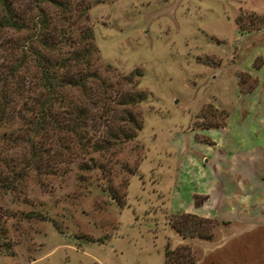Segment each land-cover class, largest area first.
<instances>
[{
	"label": "rangeland",
	"instance_id": "obj_1",
	"mask_svg": "<svg viewBox=\"0 0 264 264\" xmlns=\"http://www.w3.org/2000/svg\"><path fill=\"white\" fill-rule=\"evenodd\" d=\"M54 1L0 0V15L4 2L23 23L19 31L0 26V75L43 16L69 34L63 52L85 42L95 48L89 61L99 79L88 84L93 92L107 85L111 99L105 117L88 107L91 137L113 130L115 101L134 93L140 99L125 106L140 128L91 152L96 165L88 169L77 165L86 155L65 161L54 149L29 164L25 138L35 111L28 106L41 90L25 58L20 87L13 76L0 89V264H163L164 250L180 245L190 264H264L256 182L226 219L216 194L234 185L236 156L250 155L249 171L264 180V0ZM85 31L91 36L81 41ZM64 93L82 101L74 88ZM202 204L204 215L192 211ZM193 223L204 238L180 235Z\"/></svg>",
	"mask_w": 264,
	"mask_h": 264
},
{
	"label": "trees",
	"instance_id": "obj_2",
	"mask_svg": "<svg viewBox=\"0 0 264 264\" xmlns=\"http://www.w3.org/2000/svg\"><path fill=\"white\" fill-rule=\"evenodd\" d=\"M51 2L58 4L54 0ZM2 5V13L0 15V26H12L15 30L22 29V22L18 19V14L4 2ZM43 16H40L31 26L32 34L27 37L24 44H21V56L13 65L9 66L4 74L0 75L1 86L7 88L9 80L15 77V89L20 86L18 84L17 75L23 65L25 58L31 59L35 87L41 91L37 96L33 95L34 119L29 120L27 126V136L25 141L28 146V162L29 164H39L40 157L52 149L51 155L55 154L58 159L65 161L71 160L72 154L86 155L85 161L78 163V167L88 169L94 165L93 156L90 153H99V151L107 150L110 145L116 146L122 142L132 139L140 125L133 113L126 108L125 104L135 103L140 99L138 93L119 97L115 104L119 107V122L113 124V130H109L106 137L94 139L89 132V123H87L88 107L98 106V116L105 117L108 112V101L110 94L107 85H101L93 92L94 88L89 86V82L98 80L96 72L90 68L89 57L93 54L95 48L92 43L85 42L78 49H72L67 52L61 50L60 45L70 38L69 34L64 32L63 27H53L48 25ZM264 25V23L262 24ZM90 32L85 31L80 35V40L89 39ZM79 40V41H80ZM69 52V55H68ZM66 53V55H64ZM108 69L107 65H104ZM17 82V83H16ZM109 86V85H108ZM76 89V93L81 102L68 98V94L72 89ZM68 89V90H67ZM4 95H2V98ZM53 102H56L60 109H52ZM27 107V108H28ZM3 111V104L0 103V114ZM108 120V119H107ZM41 134V135H39ZM39 137L42 139L40 141ZM115 200V198H114ZM116 201V200H115ZM192 218H197L195 214H189ZM202 219V218H201ZM195 225V227H194ZM197 224L188 226L190 234L181 233L182 237H191L192 231L200 238H204L202 229L197 230ZM178 232V230H176ZM163 264L173 263L187 264L191 263L188 247L180 245L173 250H164ZM184 262H179L181 259Z\"/></svg>",
	"mask_w": 264,
	"mask_h": 264
},
{
	"label": "crops",
	"instance_id": "obj_3",
	"mask_svg": "<svg viewBox=\"0 0 264 264\" xmlns=\"http://www.w3.org/2000/svg\"><path fill=\"white\" fill-rule=\"evenodd\" d=\"M258 155L260 156L259 162H258V165H259L258 171L260 173L264 170V151H262L261 149V151L258 152ZM240 156L235 157L237 158L236 169L233 170L232 172L230 170L227 171L228 173L230 171L228 179H230V182H233L234 185L232 187L236 188V190L233 189L232 191H229L232 189L231 187L228 191H223V192L219 191L216 193L218 197H222V200H223V204H222L223 207L221 210V215H223L222 217L224 219L227 218L226 214H229L231 216L232 215L231 213L234 212V209L231 210V207H230L231 205L236 206V205H241V203L246 204L248 200H250V199L245 200L246 199L245 196H247L248 194L250 195V193L252 192L251 191L253 188V184L251 183L252 181L256 182L255 185L258 189V196L254 195L252 199L264 198V180L263 179L258 180V178L254 177V175L257 173V172L255 173L254 169H252V172L255 173L254 175H252V173L249 171V169L251 168V164H252L251 161L253 162V158H251V156L248 154L244 156L242 155ZM238 162L242 165L241 167L238 166ZM247 180H248V184H245V186H243V183L246 182ZM237 187H241L245 190L243 192H240V191L238 192L237 190L239 189ZM204 206L205 204H202L192 211H194L196 214L204 215V213H201V210L203 209Z\"/></svg>",
	"mask_w": 264,
	"mask_h": 264
}]
</instances>
